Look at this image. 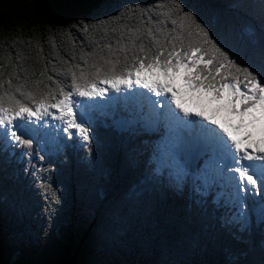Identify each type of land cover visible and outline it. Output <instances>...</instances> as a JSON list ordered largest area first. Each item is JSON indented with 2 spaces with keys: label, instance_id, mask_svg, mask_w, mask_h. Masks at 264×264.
<instances>
[{
  "label": "snow or ice",
  "instance_id": "snow-or-ice-1",
  "mask_svg": "<svg viewBox=\"0 0 264 264\" xmlns=\"http://www.w3.org/2000/svg\"><path fill=\"white\" fill-rule=\"evenodd\" d=\"M73 19L83 41L89 17ZM108 19L124 21L118 47L106 43L82 54V63L63 60L65 81L47 68L44 79L6 78L0 64V163L28 156L31 164L46 149L56 157L84 150L104 166L107 152V166L133 178L137 202L187 208L202 225L206 250L228 241L219 259L199 264H256V249L264 264V148H242L212 117L183 107L168 84L141 75L194 70L184 77L191 88L216 98L227 92L233 112L239 100L242 114L264 122V0H133ZM101 130L118 135L105 145ZM38 171L32 165V175Z\"/></svg>",
  "mask_w": 264,
  "mask_h": 264
},
{
  "label": "trees",
  "instance_id": "trees-1",
  "mask_svg": "<svg viewBox=\"0 0 264 264\" xmlns=\"http://www.w3.org/2000/svg\"><path fill=\"white\" fill-rule=\"evenodd\" d=\"M131 2L0 0V64L6 78L15 72L21 80L44 79L40 72L47 68V75L65 81L63 60L82 63V54L99 52L106 43L118 47L124 21L108 17ZM220 2L227 6L229 0ZM85 16L88 32L80 34L82 41L79 28L70 26L76 23L73 17ZM130 35L125 32V46ZM98 135L107 145L118 134L101 130ZM40 155L45 159L31 164L28 156L0 163V264H199L219 259L220 245L228 243L206 250L202 225L187 208L137 202L133 178L108 167L107 152L104 166L84 150ZM32 165L39 169L35 176ZM117 204L121 215L113 211ZM251 259L259 264L258 249Z\"/></svg>",
  "mask_w": 264,
  "mask_h": 264
},
{
  "label": "rangeland",
  "instance_id": "rangeland-1",
  "mask_svg": "<svg viewBox=\"0 0 264 264\" xmlns=\"http://www.w3.org/2000/svg\"><path fill=\"white\" fill-rule=\"evenodd\" d=\"M193 71L194 70L188 71L181 69L179 72L174 73L173 70L170 69L169 75L166 77L163 70L154 68L150 71L145 69L141 75L149 81L168 84L176 91L177 98L179 99L181 98L182 91L189 93V90H193V88L189 86V81L184 78L186 75H191ZM134 87L139 88L141 92H148L142 85H136ZM194 90V94H191L189 98L186 96L187 98L181 103L183 107L187 108L193 114L202 112L205 116L212 117L218 124L227 128L235 139L240 141L242 148H264V122L253 121L249 115L242 114L241 110L243 105L239 100L234 102V106L237 110L233 112L231 110L233 105L229 103L227 92H224L221 98H216L212 92L202 87L195 88ZM256 115H259V113L257 112ZM197 119H199V117H197ZM230 123L234 124V127L230 126ZM42 153L44 155H49L47 149Z\"/></svg>",
  "mask_w": 264,
  "mask_h": 264
},
{
  "label": "bare ground",
  "instance_id": "bare-ground-1",
  "mask_svg": "<svg viewBox=\"0 0 264 264\" xmlns=\"http://www.w3.org/2000/svg\"><path fill=\"white\" fill-rule=\"evenodd\" d=\"M181 86V85H180ZM190 92L188 93V92H185V91H182V95H181V98H179V100H180V102L182 103L184 100H185V98H189V97H191V94L193 95L194 94V92H195V90L193 89V90H189ZM187 96V97H186ZM195 97V96H194ZM234 124H232V123H230V126H232V127H234L233 126ZM229 126V127H230ZM227 127V126H226ZM228 127V128H229ZM229 130H230V128H229Z\"/></svg>",
  "mask_w": 264,
  "mask_h": 264
}]
</instances>
